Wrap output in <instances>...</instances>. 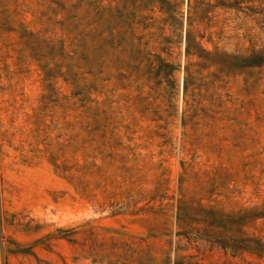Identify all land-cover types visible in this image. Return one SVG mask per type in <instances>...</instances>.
<instances>
[{
	"label": "rangeland",
	"instance_id": "rangeland-1",
	"mask_svg": "<svg viewBox=\"0 0 264 264\" xmlns=\"http://www.w3.org/2000/svg\"><path fill=\"white\" fill-rule=\"evenodd\" d=\"M68 3L0 0V264H264L206 238L264 241V66L194 58L186 88L182 67L156 88L136 62L74 60ZM241 5L190 10L208 50L264 49ZM179 199L195 222L177 225Z\"/></svg>",
	"mask_w": 264,
	"mask_h": 264
},
{
	"label": "trees",
	"instance_id": "trees-1",
	"mask_svg": "<svg viewBox=\"0 0 264 264\" xmlns=\"http://www.w3.org/2000/svg\"><path fill=\"white\" fill-rule=\"evenodd\" d=\"M69 21L72 26L73 59L85 62H100L102 66L111 61L113 68L120 69L136 62L137 70L142 71L145 80L161 88L163 80L171 82L175 73L182 67L185 88L191 76L192 59L212 60L221 58L226 71L231 74L264 66V49L251 53H225L214 51L204 46V35L193 26L190 10H200L199 21H203L206 13L217 8H235L242 11V3L247 4L250 15L264 16V6L248 7L254 2L264 4L263 0H187L188 12L183 17V0H68ZM193 1V5H192ZM60 7L64 10L65 3ZM156 16V17H155ZM207 42H213L211 36ZM184 46V65L174 63L173 48ZM152 49L157 50L156 53ZM163 54L165 56H163ZM203 222L226 227L233 224L234 232L244 233L241 229L245 215L225 219L205 214ZM252 218L261 217L257 213ZM177 225L186 226L195 222L197 217L185 203L179 199L175 214ZM221 247L232 250H246L264 256V241L259 238L241 236H211Z\"/></svg>",
	"mask_w": 264,
	"mask_h": 264
}]
</instances>
